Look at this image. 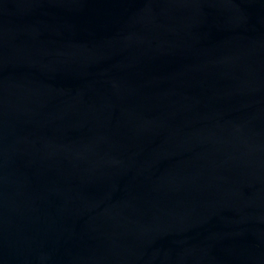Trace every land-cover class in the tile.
Segmentation results:
<instances>
[{"label":"water","instance_id":"95a60500","mask_svg":"<svg viewBox=\"0 0 264 264\" xmlns=\"http://www.w3.org/2000/svg\"><path fill=\"white\" fill-rule=\"evenodd\" d=\"M0 264H264V0H0Z\"/></svg>","mask_w":264,"mask_h":264}]
</instances>
